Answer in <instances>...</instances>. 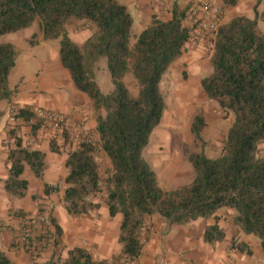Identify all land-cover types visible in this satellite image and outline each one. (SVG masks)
<instances>
[{
  "label": "trees",
  "instance_id": "obj_1",
  "mask_svg": "<svg viewBox=\"0 0 264 264\" xmlns=\"http://www.w3.org/2000/svg\"><path fill=\"white\" fill-rule=\"evenodd\" d=\"M221 1L225 8L238 2ZM35 20L44 41L58 42L62 68L74 88L91 102L95 115L96 141H82L76 149L67 151L63 208L67 216L77 218L105 206L110 218L119 215L121 220L120 253L107 261L93 259L81 246L72 247L62 257L55 249L61 245V229L52 214H47L55 237L53 250L48 260L31 264H112L124 256L138 258L143 247L139 228L153 215L167 225L214 218L203 236L206 244L214 245L225 237L216 216L223 209L234 211V225L259 242L264 262V156L260 151L264 143V34L258 26L259 21L264 23V13L261 18L256 13L252 19L234 17L218 27L209 58L211 73L200 80V86L208 101L225 116L233 114L234 118L219 156L210 159L202 153H190L187 162L192 181L168 191L159 186L143 151L166 109L160 92L163 75L186 49L185 10L174 8L167 21L154 18L131 46L133 20L116 0H0V37L28 28ZM73 20L95 27L82 46L67 36L66 26ZM16 56L12 44L0 43V104L11 95L8 79ZM100 58L106 59L113 87L108 94L100 91L90 72ZM127 74L134 79L135 97L123 81ZM16 118H34L32 109H19ZM204 126L203 116L197 114L190 128L196 142H202ZM19 127L27 128L34 137L47 134L51 140L62 138L63 147L68 138L67 134L46 133L38 121L28 127L16 125L9 131L14 142L7 152L8 176L3 187L14 200L27 195L24 169L28 167L42 182L46 166L41 150L28 149L21 143ZM50 151L61 152L54 143ZM99 159H103L102 167ZM57 189L44 184L45 195ZM11 214L20 224L31 216L20 210ZM0 264H12L1 251Z\"/></svg>",
  "mask_w": 264,
  "mask_h": 264
},
{
  "label": "crops",
  "instance_id": "obj_2",
  "mask_svg": "<svg viewBox=\"0 0 264 264\" xmlns=\"http://www.w3.org/2000/svg\"><path fill=\"white\" fill-rule=\"evenodd\" d=\"M116 1L124 5L131 15L132 29L137 24L141 27V32L151 24L154 18L160 21L169 20L173 9H182L181 5L187 2V0ZM219 1L224 7L222 1ZM237 1L234 7L224 9L222 24L239 16L252 19L255 13L258 18L262 17L264 0ZM66 32L69 39L78 46H82L93 35L95 27L84 21L73 20L67 24ZM34 37H37L38 40L34 43L28 42L29 49H19L12 44L16 49L17 56L15 67L8 79L11 95L0 104V251L12 264H31L34 260L44 262L51 256V251L34 256L14 247L20 223L18 217L11 212L20 210L27 215L39 212L45 215L52 214L61 229V245L57 247L56 252H59L62 257L72 247L79 246L80 241H86L92 245L93 252L90 254L93 259L111 261L120 253L118 229L121 218L119 215L110 218L105 206L77 218L67 216L61 202L67 148L63 147L59 138L51 140L46 135L42 142L41 151L45 154L46 165L43 181L35 179L33 173L26 167L22 174V178L28 182L25 198L14 200L5 194L3 185L8 176V167L6 164L7 152L2 142L6 138V126L11 107L16 106L18 109L40 108L60 112L68 115L75 123H82L85 130H91L93 133L96 126L91 102L74 88L68 73L60 64L58 42L44 41L42 33L39 38L37 35ZM134 42L135 39L132 43L130 41V45L133 46ZM39 50L45 53L44 58L40 57ZM204 52L202 49L186 48L182 56L169 66L166 73L179 66L187 65L186 67L192 70L196 69L195 73L206 70L209 75L211 67L208 64V59L202 60ZM199 61H202V66L205 64V69H202ZM42 69H45L48 80L39 77ZM130 84L136 87L133 80L130 81ZM213 106L215 107V105ZM17 136L21 143L26 145L29 136L28 129L19 127ZM51 143H54L61 152L52 153L50 151ZM262 147H264V143L260 146V148ZM73 148L74 146L68 150ZM167 150L165 141L159 139L151 141L143 151V157L155 174L159 175L161 170L168 171L169 166L167 165H163L161 170H157L160 154L165 156ZM176 172L171 174L169 180L173 181L168 186H164L165 184L161 183L159 177L156 176L159 186L166 191L176 189V187H172V183L181 186L178 182L181 178H178ZM44 184L57 186V192L45 195ZM234 215V211L230 209H223L217 213L218 225L225 237L222 242L214 245L206 244L203 239L206 227L214 224V218L198 219L185 225H167L160 217L151 216L149 220L153 228L143 238L138 264H264L259 242L252 236L243 234L234 225Z\"/></svg>",
  "mask_w": 264,
  "mask_h": 264
},
{
  "label": "rangeland",
  "instance_id": "obj_3",
  "mask_svg": "<svg viewBox=\"0 0 264 264\" xmlns=\"http://www.w3.org/2000/svg\"><path fill=\"white\" fill-rule=\"evenodd\" d=\"M186 5L187 3L182 4V9L179 10H185ZM223 9L226 10V8L224 7ZM258 26L261 33L264 34V23L259 21ZM40 32L39 22L38 20H35L28 28L22 29L15 33L1 36L0 43H10L15 45L19 49H29L28 42L34 43L36 40H38L36 39L37 37L34 36L37 35L39 38L41 34ZM140 33L141 27L135 24L133 26L132 35L130 38L131 43ZM38 52L39 54H41V58H44V56H46L42 50H39ZM210 54L211 53L204 52L202 60L208 59L209 61ZM199 62L200 66H202V61ZM208 64L210 65V63ZM186 66L187 65L179 66L175 70H170L168 71V73L163 75L164 78H162V80H164L160 84V92L164 97L166 111L161 123L153 131L149 142L151 143V141H156L159 139H163L165 141V146L168 149L167 151H165L167 152V154L165 156H162V154H160L157 170H161L163 165L169 166V169L168 171L161 170L159 171V175L158 173L155 175L159 177L161 183L165 184L164 186H168V184L173 181L169 180L171 174H174L177 171L176 173L178 175V178H181L180 180H178L179 185L181 186L172 183V187L176 188L186 186L192 181V170L189 163L187 162V156L190 153H202L210 159H215L219 156L226 132L231 124V121L234 118L233 114L225 116L224 113L216 108V106H213V102H208L204 93L202 92L200 80L206 77L208 75V72L206 70H202L198 73H195L197 71L196 69L192 70ZM205 67L206 66L204 64L202 66V69H205ZM31 69L33 68L31 67ZM90 72L92 74L93 80L103 94H108L112 91L113 87L110 81L105 58H100L90 68ZM39 75V77L43 80H48V75H46L45 69H42ZM131 80L134 81L132 76L130 74H127L124 77L123 81L127 86L130 94L135 97L137 95V88L134 87L133 84H130ZM197 114H201L205 121V126L202 129L200 135L203 143L196 142L193 139L190 130L193 118ZM94 135L95 132L93 133L91 130H85V138L82 141H96V135ZM59 141H61L62 145L64 144L62 138H59ZM78 145V143L73 142L70 139V136H68L64 148H67L68 151L69 148L74 146V150L76 149V147H78ZM260 151L262 156H264V147L260 148ZM99 164L102 167L103 159H99ZM89 246L92 247L91 243H89ZM92 252L93 251H89V253Z\"/></svg>",
  "mask_w": 264,
  "mask_h": 264
},
{
  "label": "built area",
  "instance_id": "obj_4",
  "mask_svg": "<svg viewBox=\"0 0 264 264\" xmlns=\"http://www.w3.org/2000/svg\"><path fill=\"white\" fill-rule=\"evenodd\" d=\"M185 6V21L187 28V40L185 48L202 49L211 53L217 29L222 25L224 9L219 0H187ZM18 108L13 106L9 110L6 138L3 139V147L8 152L14 142V138L9 136V131L16 125L26 127L40 122L42 128L48 134L61 136L67 134L70 139L80 144L85 138V128L82 123H75L68 115L45 110L40 108L32 109L34 118L27 121L17 120L16 115ZM47 134L43 137H34L29 135L25 147L28 149L40 151L42 142ZM45 214L36 213L24 219L20 224V231L15 236L14 247L17 250L25 251L31 255L38 256L46 251L53 250L55 240L51 226ZM152 230L150 220H145L139 228L140 236L143 240L145 234ZM80 246L93 251L92 247L86 241H80ZM57 249V248H55ZM112 264H138V258L121 257L119 261Z\"/></svg>",
  "mask_w": 264,
  "mask_h": 264
}]
</instances>
